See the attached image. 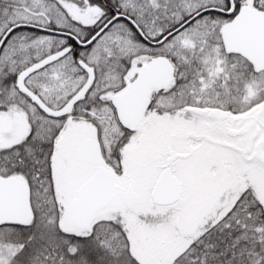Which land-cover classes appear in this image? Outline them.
Listing matches in <instances>:
<instances>
[{"label":"snow or ice","instance_id":"1","mask_svg":"<svg viewBox=\"0 0 264 264\" xmlns=\"http://www.w3.org/2000/svg\"><path fill=\"white\" fill-rule=\"evenodd\" d=\"M0 264H264V0H0Z\"/></svg>","mask_w":264,"mask_h":264}]
</instances>
